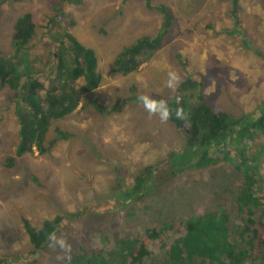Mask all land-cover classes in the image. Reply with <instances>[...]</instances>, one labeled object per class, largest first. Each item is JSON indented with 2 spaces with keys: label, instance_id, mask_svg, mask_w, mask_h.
Returning a JSON list of instances; mask_svg holds the SVG:
<instances>
[{
  "label": "rangeland",
  "instance_id": "obj_1",
  "mask_svg": "<svg viewBox=\"0 0 264 264\" xmlns=\"http://www.w3.org/2000/svg\"><path fill=\"white\" fill-rule=\"evenodd\" d=\"M55 1L0 0V58L13 55L12 23L30 12L38 26L31 48L45 64L42 53L53 40L44 33V24ZM232 2L150 0V7L145 0L64 3V14L73 21L71 32L95 51L101 81L86 94L83 107L53 122L47 153H25L13 164L8 157H15L17 117L7 103V89L0 91V264L29 261L23 218L37 227L56 214L80 212L75 219L64 218L54 248L27 263L65 264L61 256L75 250L74 243L110 248L103 239L112 233L136 235L145 226L219 207L226 189L240 177L232 155L212 166L186 168L160 185H149L141 200H133L125 191L133 176L146 164L181 150L183 136L153 103L127 100L120 111L107 115H100L94 103L112 105L119 97L151 94L168 98L191 74L203 80L202 93L214 110L254 116L264 104V0ZM158 4L173 16L161 47L138 70L127 75L115 71L119 50L161 29ZM255 164L257 190L263 193L264 152L257 153ZM176 236L170 230L151 241L143 264H157L156 256Z\"/></svg>",
  "mask_w": 264,
  "mask_h": 264
},
{
  "label": "trees",
  "instance_id": "obj_2",
  "mask_svg": "<svg viewBox=\"0 0 264 264\" xmlns=\"http://www.w3.org/2000/svg\"><path fill=\"white\" fill-rule=\"evenodd\" d=\"M149 1L145 0L147 7ZM236 1L232 2L234 6ZM65 2L80 4L82 0L53 3L55 11L44 24V33L53 40L49 48L46 43L42 53L45 64H40L42 56L37 49L31 48L38 28L32 14L22 13L12 23L13 55L0 58V91L7 89L6 100L13 107L18 125L15 157H8L9 164L25 153H47L52 141L45 145L46 136L53 122L76 111L80 104L83 107L86 94L100 84L95 51L71 32L73 21L64 14ZM157 9L163 17L161 29L155 36H141L119 50L114 57L115 71L127 75L138 70L161 47L173 16L163 4ZM202 88L203 80L188 74L168 98L156 94L119 97L112 105L95 102L94 109L107 115L120 111L127 100L150 102L183 136L181 150L146 164L133 176L125 191L135 201L142 199L149 185H160L186 168L212 166L232 155L240 177L226 189L219 207L159 226H145L136 235L112 233L103 239V244H112L110 248L73 242L77 249L61 256L65 264H143L150 242L170 230L177 236L156 256L157 264H264V192L257 190L260 177L255 164L257 153L264 152V104L251 117L214 110ZM68 216L75 219L80 212L56 214L37 227L31 226L27 218L22 219L30 256L22 264L35 262L43 251L55 247ZM15 253L17 257L23 254L18 250Z\"/></svg>",
  "mask_w": 264,
  "mask_h": 264
},
{
  "label": "clouds",
  "instance_id": "obj_3",
  "mask_svg": "<svg viewBox=\"0 0 264 264\" xmlns=\"http://www.w3.org/2000/svg\"><path fill=\"white\" fill-rule=\"evenodd\" d=\"M150 111H151V109H150ZM163 118H166V115Z\"/></svg>",
  "mask_w": 264,
  "mask_h": 264
}]
</instances>
